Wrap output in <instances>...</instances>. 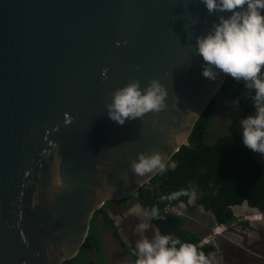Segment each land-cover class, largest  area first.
Segmentation results:
<instances>
[{
  "label": "water",
  "instance_id": "95a60500",
  "mask_svg": "<svg viewBox=\"0 0 264 264\" xmlns=\"http://www.w3.org/2000/svg\"><path fill=\"white\" fill-rule=\"evenodd\" d=\"M219 15L200 0H0V264L73 259L94 212L159 172L136 175L138 154L186 145L229 76L205 78L197 55ZM133 77L159 79L167 109L121 126L106 105Z\"/></svg>",
  "mask_w": 264,
  "mask_h": 264
},
{
  "label": "trees",
  "instance_id": "16d2710c",
  "mask_svg": "<svg viewBox=\"0 0 264 264\" xmlns=\"http://www.w3.org/2000/svg\"><path fill=\"white\" fill-rule=\"evenodd\" d=\"M219 93L227 100L238 104L241 119L255 114L252 100L254 89L245 86L243 80L237 81L229 75L219 89ZM216 106L215 95L198 118L186 145L168 161V163L175 162L176 168L174 170L169 168L163 173L158 172L148 184L140 187L129 198L107 201L94 212L87 237L78 254L63 264H79L83 259L88 260V264H96L93 263L94 256L100 254L101 248L97 219L101 217V226L110 229L118 240V233L108 211L120 215L132 205H137L149 216L158 235H172L181 242L194 244L210 262L215 248L212 244L200 245L203 234L185 230L184 219L174 213L165 215L163 220L152 219V208H157L162 217L165 206L176 207L180 203L186 204L193 191H196L199 194L197 204L205 212L211 213L217 225L235 222L233 208L242 204L264 215V163L255 160L253 151L243 144L242 132L234 130L216 137L212 143L207 142L208 129L212 124ZM181 191L186 192L187 195H180L171 200L166 198L172 193ZM243 226L248 224L243 223ZM118 244L136 264L138 257L134 255L135 246H127L120 240Z\"/></svg>",
  "mask_w": 264,
  "mask_h": 264
},
{
  "label": "clouds",
  "instance_id": "9594fccd",
  "mask_svg": "<svg viewBox=\"0 0 264 264\" xmlns=\"http://www.w3.org/2000/svg\"><path fill=\"white\" fill-rule=\"evenodd\" d=\"M200 2L210 15L231 13L229 16L219 15L218 22H213L207 34L195 38L197 55L205 61L202 75L215 81L218 72H222L237 81L243 80L245 86L254 89L252 100L255 114L240 121L243 130L242 141L253 152L264 155V0H200ZM117 46H120L119 41ZM102 75L106 78V70ZM167 96L168 91L159 79H150L147 86L142 88L141 81L133 77L125 86L113 91L112 101L106 105V111L112 121L122 126L126 120L142 119L149 112L160 113L166 110ZM176 138L179 141L182 134H178ZM130 168L136 175L144 176L154 171L163 173L169 168L174 170L176 164L166 162L159 152H153L151 155L141 152L137 160L131 163ZM180 195L187 193L175 192L166 198L176 199ZM181 205L182 203L176 207ZM166 208L170 209L168 214H172L175 210V207L165 206L164 214L160 217L158 209L154 207L151 210L152 219L163 220L167 215ZM249 210L253 209L249 208ZM253 211L251 221L264 223V215ZM236 219L237 217L235 222L228 225H217L213 220L214 228L211 231L213 238H202L200 245L212 244L216 251L214 238L232 229ZM149 227V223H140L137 231H146ZM206 239H209V242ZM134 255L138 257L136 264H211L212 262L202 251H198L194 244L181 242L172 235H157L152 239L145 237L138 240Z\"/></svg>",
  "mask_w": 264,
  "mask_h": 264
},
{
  "label": "rangeland",
  "instance_id": "374dc122",
  "mask_svg": "<svg viewBox=\"0 0 264 264\" xmlns=\"http://www.w3.org/2000/svg\"><path fill=\"white\" fill-rule=\"evenodd\" d=\"M220 93L216 94V97H220ZM231 106L222 105L220 110H216L218 114L214 112L215 121L214 129L210 131L209 143H212L217 136L216 134H228L232 127H239L240 122L235 121L231 124V128H225L222 123V115H225L229 110H234L239 108L236 102L229 101ZM240 110V108H239ZM220 112V113H219ZM222 114V115H221ZM229 114L233 115L231 111ZM219 124V128L216 127ZM212 126V127H213ZM255 160L259 162H264V155L260 153L253 152ZM199 194L193 191L189 201L186 204H182L180 207H175L174 214H178L184 219L183 228L190 232L202 235L204 237L213 238L211 231L213 230V216L209 212H205L200 205L197 204V198ZM180 205V204H179ZM177 208V209H176ZM236 208V207H235ZM245 213H240L242 209L236 213L237 219L236 224L232 228L236 233L233 236L232 242L236 246H231L227 241H224L220 236L215 237L213 244L216 247L217 252L221 256V264H264V225L263 222L258 223V221H251V213L249 208L244 206ZM176 212V213H175ZM236 212V211H235ZM110 219H112L116 231L118 233V240L122 241L127 246L136 245V242L140 239L147 237L152 239L158 235L155 227L151 224L149 216L144 213L137 205H132L126 212H121L120 215H116L108 211ZM247 222V226H243L242 223ZM140 223H149L150 227L146 231H137V226ZM102 219L99 217L96 221L98 230L100 232L101 248L100 254L95 255L96 264H135L131 256L124 253L118 244V240L114 237L112 231L108 228H103L101 226ZM249 224L251 225L249 227ZM263 225V226H262ZM210 231V232H209ZM223 233L222 235L226 234ZM209 242V239H206ZM215 254V253H214ZM214 257V258H213ZM211 264H220L216 262L218 256L213 255ZM93 260V259H91ZM90 260V261H91ZM216 262V263H214ZM79 264H88V260H81Z\"/></svg>",
  "mask_w": 264,
  "mask_h": 264
},
{
  "label": "crops",
  "instance_id": "0c3cea01",
  "mask_svg": "<svg viewBox=\"0 0 264 264\" xmlns=\"http://www.w3.org/2000/svg\"><path fill=\"white\" fill-rule=\"evenodd\" d=\"M222 105H228V107L231 106L229 100H227L226 98L220 96L219 99L217 100V106H216L215 111H214L216 115L218 114V112H216V110H217V111L220 110V107H221ZM231 111L233 112V115H232V114H229ZM219 113H220V112H219ZM221 115H222V114H221ZM221 119H222V121H223L222 125H223L225 128L229 129V128L232 127L231 124H232L233 122H235V121H239V122H240V121H241V112H240L239 108H236V109H234V110H229V112H227L225 115H222ZM213 120L215 121V118H214ZM213 125H214V123L211 124V126H210V128H209V130H208V134H209V137H208V139H207V142H208V143H209V139H210V136H211V135H210V131H211L212 129L215 128ZM212 126H213V127H212ZM216 127L219 128V124H218ZM234 130H239V131L242 132L243 130H242V126H241V124L239 125V127H234V128L232 127V129L228 132V134L231 133V132L234 131ZM226 134H227V133H226ZM216 135H217V136H221V135H225V134H216ZM263 163H264V162H263ZM244 206H245V205H242V206H239V207L233 208V213H234V216H235V217H237V216H236V213L239 211V209H242V211H241L240 213H242V214L245 213L246 210H245ZM246 207H247V206H246ZM235 211H236V212H235ZM249 211H250V210H249ZM250 213L253 214L254 211L251 210ZM212 223H214V222L212 221ZM213 226H214V224H213ZM233 236L237 237V236H236V233L233 231V229H230L226 234L222 235L221 237L223 238L224 241H227V242L229 243V245H231V246L233 247V246H236L235 243L232 242ZM219 237H220V236H216V238H219ZM214 239H215V238H214ZM216 255L218 256V260H217L216 262H218V263L221 264V256H220V253L217 252V250L215 251L214 256H216ZM213 258H214V257H213ZM216 262H214V263H216Z\"/></svg>",
  "mask_w": 264,
  "mask_h": 264
},
{
  "label": "built area",
  "instance_id": "2783aa9c",
  "mask_svg": "<svg viewBox=\"0 0 264 264\" xmlns=\"http://www.w3.org/2000/svg\"><path fill=\"white\" fill-rule=\"evenodd\" d=\"M169 212H170V209H169V208H166V209H165V213L168 214Z\"/></svg>",
  "mask_w": 264,
  "mask_h": 264
}]
</instances>
